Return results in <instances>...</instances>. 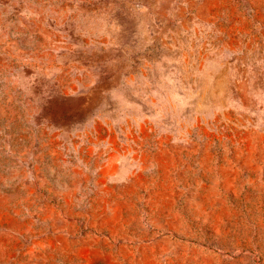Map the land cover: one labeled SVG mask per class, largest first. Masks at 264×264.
Instances as JSON below:
<instances>
[{
    "label": "rangeland",
    "instance_id": "374dc122",
    "mask_svg": "<svg viewBox=\"0 0 264 264\" xmlns=\"http://www.w3.org/2000/svg\"><path fill=\"white\" fill-rule=\"evenodd\" d=\"M0 264H264V0H0Z\"/></svg>",
    "mask_w": 264,
    "mask_h": 264
}]
</instances>
